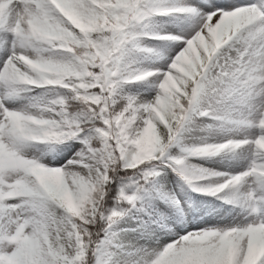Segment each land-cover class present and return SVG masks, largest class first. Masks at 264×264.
Masks as SVG:
<instances>
[{"label": "snow or ice", "instance_id": "snow-or-ice-1", "mask_svg": "<svg viewBox=\"0 0 264 264\" xmlns=\"http://www.w3.org/2000/svg\"><path fill=\"white\" fill-rule=\"evenodd\" d=\"M0 264H264V0H0Z\"/></svg>", "mask_w": 264, "mask_h": 264}, {"label": "rangeland", "instance_id": "rangeland-1", "mask_svg": "<svg viewBox=\"0 0 264 264\" xmlns=\"http://www.w3.org/2000/svg\"><path fill=\"white\" fill-rule=\"evenodd\" d=\"M205 199H211V198H207V197H205Z\"/></svg>", "mask_w": 264, "mask_h": 264}]
</instances>
